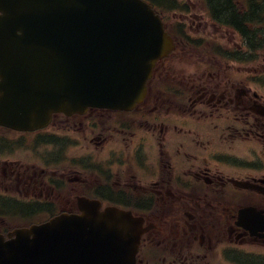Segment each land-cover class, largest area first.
Here are the masks:
<instances>
[{
	"label": "flooded vegetation",
	"instance_id": "obj_1",
	"mask_svg": "<svg viewBox=\"0 0 264 264\" xmlns=\"http://www.w3.org/2000/svg\"><path fill=\"white\" fill-rule=\"evenodd\" d=\"M144 1L173 45L139 104L0 125V234L91 202L142 221L137 264H264V43L209 0Z\"/></svg>",
	"mask_w": 264,
	"mask_h": 264
},
{
	"label": "water",
	"instance_id": "obj_2",
	"mask_svg": "<svg viewBox=\"0 0 264 264\" xmlns=\"http://www.w3.org/2000/svg\"><path fill=\"white\" fill-rule=\"evenodd\" d=\"M168 37L142 0H0V125L33 131L53 113L132 109ZM81 209L0 235V264H136L142 221Z\"/></svg>",
	"mask_w": 264,
	"mask_h": 264
},
{
	"label": "trees",
	"instance_id": "obj_3",
	"mask_svg": "<svg viewBox=\"0 0 264 264\" xmlns=\"http://www.w3.org/2000/svg\"><path fill=\"white\" fill-rule=\"evenodd\" d=\"M210 13L215 20L230 24L240 35L247 36L255 51L264 41V0H209Z\"/></svg>",
	"mask_w": 264,
	"mask_h": 264
},
{
	"label": "rangeland",
	"instance_id": "obj_4",
	"mask_svg": "<svg viewBox=\"0 0 264 264\" xmlns=\"http://www.w3.org/2000/svg\"><path fill=\"white\" fill-rule=\"evenodd\" d=\"M207 8V7H206ZM205 13V10L204 12ZM200 15H202L201 13H199ZM199 14L198 15V19L201 17ZM204 20H208L207 17H203ZM263 63V60H262V57L260 58V60L258 61V65L262 64ZM252 66L254 67L255 65L252 64ZM9 223H11V221H8Z\"/></svg>",
	"mask_w": 264,
	"mask_h": 264
}]
</instances>
